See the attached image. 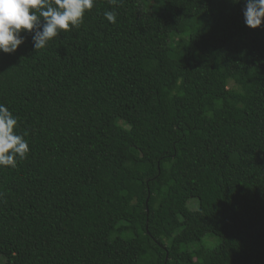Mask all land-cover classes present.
<instances>
[{
    "label": "trees",
    "instance_id": "trees-1",
    "mask_svg": "<svg viewBox=\"0 0 264 264\" xmlns=\"http://www.w3.org/2000/svg\"><path fill=\"white\" fill-rule=\"evenodd\" d=\"M157 1L0 53L30 147L0 168V264H264V28Z\"/></svg>",
    "mask_w": 264,
    "mask_h": 264
},
{
    "label": "clouds",
    "instance_id": "clouds-1",
    "mask_svg": "<svg viewBox=\"0 0 264 264\" xmlns=\"http://www.w3.org/2000/svg\"><path fill=\"white\" fill-rule=\"evenodd\" d=\"M96 0H0V53L13 54L31 39L32 48L41 50L61 34L78 28ZM110 4L117 0H109ZM240 4L241 0H231ZM243 24L250 29L264 28V0H242ZM105 19L117 23L114 10ZM18 119L0 103V168H15L30 152L29 142L18 134Z\"/></svg>",
    "mask_w": 264,
    "mask_h": 264
},
{
    "label": "rangeland",
    "instance_id": "rangeland-1",
    "mask_svg": "<svg viewBox=\"0 0 264 264\" xmlns=\"http://www.w3.org/2000/svg\"><path fill=\"white\" fill-rule=\"evenodd\" d=\"M155 1H157V0H155ZM158 2V1H157ZM158 4H159V6L161 5V2H158ZM158 6V8H156V7H153V8H150L152 11H154V10H157V9H159L160 7Z\"/></svg>",
    "mask_w": 264,
    "mask_h": 264
}]
</instances>
